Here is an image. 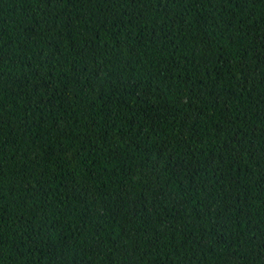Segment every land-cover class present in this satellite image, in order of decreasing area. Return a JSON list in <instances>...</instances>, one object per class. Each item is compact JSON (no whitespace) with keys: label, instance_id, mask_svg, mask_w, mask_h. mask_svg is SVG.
Returning <instances> with one entry per match:
<instances>
[{"label":"trees","instance_id":"1","mask_svg":"<svg viewBox=\"0 0 264 264\" xmlns=\"http://www.w3.org/2000/svg\"><path fill=\"white\" fill-rule=\"evenodd\" d=\"M0 264H264V0H0Z\"/></svg>","mask_w":264,"mask_h":264}]
</instances>
